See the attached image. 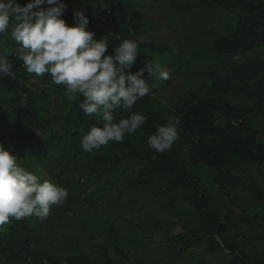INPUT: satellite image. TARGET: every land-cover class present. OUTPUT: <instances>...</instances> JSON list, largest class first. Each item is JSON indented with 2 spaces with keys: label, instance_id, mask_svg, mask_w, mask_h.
Instances as JSON below:
<instances>
[{
  "label": "trees",
  "instance_id": "trees-1",
  "mask_svg": "<svg viewBox=\"0 0 264 264\" xmlns=\"http://www.w3.org/2000/svg\"><path fill=\"white\" fill-rule=\"evenodd\" d=\"M28 2L18 0L21 6ZM154 2L151 7L148 0H64L63 18L76 24L74 10H83L96 39L109 42L105 55H114L122 40L143 34L151 43L140 44L130 70L152 61L170 72L167 81L144 74L150 94L131 112L146 114V123L123 142L110 141L92 153L82 149V135L100 126L101 118L84 114L82 97L68 100L64 86L53 84L50 75L29 74L16 55L18 43L5 36L15 76L0 77V143L21 167L65 187L68 197L47 218L11 219L0 227V264H149L123 248L126 217L115 218L117 207L127 209L140 198L146 206L173 200L165 225H181V232L170 229L166 236L174 259L193 258L192 249L207 243L213 255L229 253L231 264H264V210L252 213L240 198H227L243 186L264 208V189L253 170L264 163V59L247 56L264 47V0H194L208 16L193 22L177 14L178 0H170L172 7L164 12L158 11L162 0ZM179 4L186 11L193 7ZM225 16L234 24L229 34L221 30ZM173 79L194 86L169 104L164 84ZM129 114L115 111L117 119ZM169 115L181 120L179 140L171 151L155 153L147 139ZM129 166L138 168L132 179L122 174ZM127 197L132 200L122 205ZM187 203L191 216L180 211ZM106 215L99 236L89 239L88 223ZM130 223L138 240L149 236L150 228L164 229L160 218ZM63 237L75 247L69 254L64 243L54 246Z\"/></svg>",
  "mask_w": 264,
  "mask_h": 264
},
{
  "label": "clouds",
  "instance_id": "clouds-1",
  "mask_svg": "<svg viewBox=\"0 0 264 264\" xmlns=\"http://www.w3.org/2000/svg\"><path fill=\"white\" fill-rule=\"evenodd\" d=\"M45 4L48 7H41ZM66 8L64 0H29L24 6L18 0H0V37L10 35L18 43L16 55L29 74L50 75L53 84L64 86L68 100L82 97L79 107L84 114L101 118L100 126L82 135V149L92 153L110 141L123 142L125 135L135 134L146 123V114L131 112L137 101L150 94L144 74L167 81L170 72L152 61L132 72L140 44L151 43L145 35L124 39L114 55H105L109 42L96 39L84 11L74 10L78 22L69 24L63 18ZM6 43L0 39V77H14L13 63L3 51ZM118 108L130 114L117 119ZM180 125L179 117L169 115L148 137V146L159 154L171 151L179 140ZM67 197L65 187L21 167L17 156L0 143V227L11 219L47 218L50 209L62 206Z\"/></svg>",
  "mask_w": 264,
  "mask_h": 264
},
{
  "label": "rangeland",
  "instance_id": "rangeland-1",
  "mask_svg": "<svg viewBox=\"0 0 264 264\" xmlns=\"http://www.w3.org/2000/svg\"><path fill=\"white\" fill-rule=\"evenodd\" d=\"M150 2L151 7L153 6V3L155 4L154 0H148ZM153 1V2H152ZM188 1L193 7L191 10L186 11L184 8L180 6L179 3ZM201 5V4H199ZM169 7H172V3L170 0H162L160 2L158 11L164 12L167 9H170ZM175 10L177 14L185 18L187 22H193L195 20H204L208 16L207 8L204 6L200 7L194 4V0H178L177 6H175ZM230 18L228 16L224 17V21L226 26L222 27V33H228L230 32L232 21L229 20ZM159 31L166 36H170L168 31L164 29L163 27H160ZM0 39H5L4 37H0ZM3 51L8 52L9 50L7 48V43L3 46ZM248 57H261L264 59V47L261 48L258 52L247 53ZM243 58V57H241ZM144 67V66H142ZM146 74L148 75L147 71ZM166 85L164 87V97L163 100L169 104L177 102L180 97L187 95L189 93V89L192 85L190 81L185 79H173L170 84H164ZM253 166V165H252ZM138 168L134 167H127L122 174L126 175L128 179H132L133 176L130 175V173H133V175H136ZM254 170V178L257 180L259 185L264 189V163L260 165L253 166ZM119 186H123L122 183L119 184ZM120 187V188H121ZM120 188L117 190V192L120 191ZM240 198L241 201L248 204V208L251 210L252 213H257L260 211H263L264 208L262 205L258 202H256L255 197L253 194L248 191L243 186L236 187L232 192L231 195H228V199H232L233 197ZM132 198L127 197L121 204L128 203ZM145 198H140L137 201H133L132 206L123 209L121 206L117 207L118 210H115L118 212L116 215V219L120 217H126L127 223L124 226V229L121 231L122 237H121V244L123 248L128 251L132 258L135 260H143L146 263L149 264H217L215 261V257L219 259V264H231L232 258L230 257L229 253L222 254L220 251H217L216 255L211 254L207 251V243H204L197 248L192 249L193 252V258H186V257H177L173 258V256H169L168 249L170 248V243L167 241V235L169 233V230L172 229L175 232H181V225L178 224L176 226L165 225V220L168 219L172 213V206L173 200L167 201V202H160L159 204L151 203L150 205L145 204ZM118 206V205H117ZM146 206L145 209L142 207ZM190 206L192 204H186V206L182 209H180L181 212H187V215L191 216L192 211L190 210ZM112 208V206L109 207V210ZM142 209L144 211H142ZM142 211V212H141ZM237 213H240V210H237ZM110 214H108L109 216ZM108 216L99 217L96 224H90L89 230H91L93 237L89 239H95L99 236V229L102 228L104 221L108 220ZM160 218L164 222V229H149V236H147L143 240H138L136 237V234L133 235L134 228L130 226L133 222V224H143L145 222L150 221V223H153ZM150 219V220H149ZM173 220H177L175 216L172 217ZM173 226V227H172ZM152 232V233H151ZM81 236L85 237L86 235L83 234V232L79 233ZM65 237L61 238L58 242L54 244L55 247L63 246V240ZM142 242H144L142 244ZM64 248L66 251V254H69L72 249H75L73 244L71 242L64 243ZM139 248V249H137ZM142 251V252H140ZM131 261V260H128Z\"/></svg>",
  "mask_w": 264,
  "mask_h": 264
}]
</instances>
